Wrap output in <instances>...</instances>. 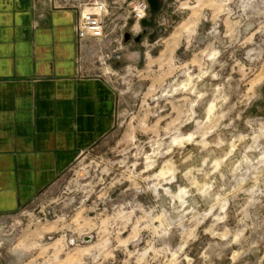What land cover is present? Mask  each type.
<instances>
[{
	"label": "rangeland",
	"instance_id": "obj_1",
	"mask_svg": "<svg viewBox=\"0 0 264 264\" xmlns=\"http://www.w3.org/2000/svg\"><path fill=\"white\" fill-rule=\"evenodd\" d=\"M106 1L112 128L0 214V264H264V0H156L147 27Z\"/></svg>",
	"mask_w": 264,
	"mask_h": 264
},
{
	"label": "crops",
	"instance_id": "obj_2",
	"mask_svg": "<svg viewBox=\"0 0 264 264\" xmlns=\"http://www.w3.org/2000/svg\"><path fill=\"white\" fill-rule=\"evenodd\" d=\"M78 2L0 0V214L29 204L112 128L113 87L79 53Z\"/></svg>",
	"mask_w": 264,
	"mask_h": 264
},
{
	"label": "built area",
	"instance_id": "obj_3",
	"mask_svg": "<svg viewBox=\"0 0 264 264\" xmlns=\"http://www.w3.org/2000/svg\"><path fill=\"white\" fill-rule=\"evenodd\" d=\"M131 4V17L135 24L141 26L140 22L149 17V4L147 0H135ZM76 6L80 15L75 32L81 57H87L100 65L120 60L122 47L116 45L121 44L122 39L111 34L115 25L111 27L113 21L110 19L107 1H79ZM122 26L125 27L126 22Z\"/></svg>",
	"mask_w": 264,
	"mask_h": 264
},
{
	"label": "water",
	"instance_id": "obj_4",
	"mask_svg": "<svg viewBox=\"0 0 264 264\" xmlns=\"http://www.w3.org/2000/svg\"><path fill=\"white\" fill-rule=\"evenodd\" d=\"M148 4H149V17L147 19H143L140 24L143 27H147L149 25H151V21L152 18L158 13V11L160 10V4L159 2H157L156 0H147Z\"/></svg>",
	"mask_w": 264,
	"mask_h": 264
}]
</instances>
